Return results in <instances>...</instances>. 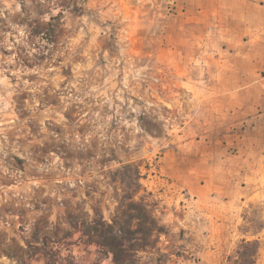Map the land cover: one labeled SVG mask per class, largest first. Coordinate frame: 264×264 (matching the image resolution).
Wrapping results in <instances>:
<instances>
[{
    "label": "rangeland",
    "instance_id": "rangeland-1",
    "mask_svg": "<svg viewBox=\"0 0 264 264\" xmlns=\"http://www.w3.org/2000/svg\"><path fill=\"white\" fill-rule=\"evenodd\" d=\"M261 6L0 0V264H115L130 197L165 228L134 264H264Z\"/></svg>",
    "mask_w": 264,
    "mask_h": 264
},
{
    "label": "trees",
    "instance_id": "trees-1",
    "mask_svg": "<svg viewBox=\"0 0 264 264\" xmlns=\"http://www.w3.org/2000/svg\"><path fill=\"white\" fill-rule=\"evenodd\" d=\"M141 173L137 170V178L141 179ZM140 187V183H137ZM127 205V227L103 224L102 230H95L98 238L97 244L108 253L113 254L115 264H134L131 262L130 252H138L154 245L155 235L165 233V228L149 212L148 207L138 203L135 197L129 198ZM128 226L130 227L128 229ZM260 252V242L244 239L238 246L236 253L230 257V264H257Z\"/></svg>",
    "mask_w": 264,
    "mask_h": 264
},
{
    "label": "crops",
    "instance_id": "crops-1",
    "mask_svg": "<svg viewBox=\"0 0 264 264\" xmlns=\"http://www.w3.org/2000/svg\"><path fill=\"white\" fill-rule=\"evenodd\" d=\"M262 8H264V6H261Z\"/></svg>",
    "mask_w": 264,
    "mask_h": 264
}]
</instances>
